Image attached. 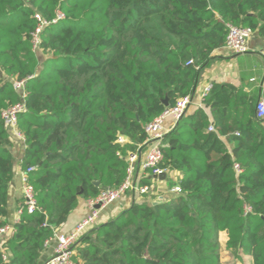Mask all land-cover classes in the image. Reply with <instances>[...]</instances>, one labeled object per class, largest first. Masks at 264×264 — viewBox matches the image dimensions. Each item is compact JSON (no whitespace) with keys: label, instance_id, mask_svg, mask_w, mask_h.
Here are the masks:
<instances>
[{"label":"trees","instance_id":"obj_1","mask_svg":"<svg viewBox=\"0 0 264 264\" xmlns=\"http://www.w3.org/2000/svg\"><path fill=\"white\" fill-rule=\"evenodd\" d=\"M226 25L264 42V0H0V229L15 164L1 115L19 104V166L36 204L0 239V264H43L80 200L124 184L128 158L145 150V126L194 95L225 46ZM256 103L242 88L213 83L203 108L187 106L162 140L160 167L180 174L182 194L133 202L80 239L74 264H227L221 235L235 261L264 264Z\"/></svg>","mask_w":264,"mask_h":264},{"label":"built area","instance_id":"obj_2","mask_svg":"<svg viewBox=\"0 0 264 264\" xmlns=\"http://www.w3.org/2000/svg\"><path fill=\"white\" fill-rule=\"evenodd\" d=\"M227 37L224 48L232 52L233 54H244L248 51V41L253 36V32L247 28H238L231 25H226ZM16 90H21L23 83H15ZM211 86H207L203 90L202 98L209 92ZM190 99L185 98L180 100L174 108L166 110L158 118L146 125L144 130L146 134L145 150L141 156L133 154L128 158L129 169L128 176L124 184L117 190H104L96 198L86 201L88 214L77 224L75 229L68 234H55V247L53 249L51 257L43 264H74L72 261L74 246L80 241V239L86 236L91 230L97 228L101 218V213L109 205L119 200L126 192H132L136 194L134 202H160L164 199L163 196H157L153 192V185L138 186L137 179H134V167H138V179L145 176L153 178L166 175L168 172L160 167L163 160L161 152V144L164 136L174 129L176 124L183 118L186 108L189 105ZM23 105L19 104L2 112V119L6 125V128L12 134L14 138L20 140L23 143L22 136L16 131V117L19 113L23 112ZM172 119L173 125L167 129L165 126L167 119ZM255 118L258 121H264V93L258 99L255 106ZM208 131L214 132L213 126L208 128ZM238 135L237 133L235 134ZM125 139L120 138V142H124ZM236 172H240L238 166L234 165ZM31 171V170H28ZM150 173V175L148 174ZM22 206L18 210V219L23 209H26L28 213H32L35 209V200L32 190L25 184V174L22 172ZM154 179V178H153ZM167 193L173 195L182 194V190L179 185H174L167 190ZM12 234L13 227L4 226L0 229V239L4 238L8 233Z\"/></svg>","mask_w":264,"mask_h":264},{"label":"crops","instance_id":"obj_3","mask_svg":"<svg viewBox=\"0 0 264 264\" xmlns=\"http://www.w3.org/2000/svg\"><path fill=\"white\" fill-rule=\"evenodd\" d=\"M248 51L244 54H233L226 48H221L212 54V62L209 67L200 72L196 91L190 98L189 111L192 113L196 109L203 108V90L213 83L230 84L236 88H242L250 97L256 101L264 93V42L262 39L253 35L247 44ZM208 117L210 111L205 109ZM173 125L172 119H167L165 126L169 129ZM13 155L15 158L14 174L9 186V196L7 203L6 225L13 227L18 221V210L22 202V172L19 160L23 154L24 146L20 140L14 138ZM138 167H134V179L138 177ZM180 174L176 171H168L162 180L147 177L153 185V192L157 196L171 197L172 194L167 190L174 185H179ZM136 194L126 192L119 200L109 205L101 213L99 224L110 221L123 210L128 208L136 199ZM89 210L85 200H80L77 208L70 214L66 223L55 230V234H68L72 232L77 224L88 214ZM11 236V232L6 235ZM55 247V239L52 238L47 244L42 255V262L48 260Z\"/></svg>","mask_w":264,"mask_h":264},{"label":"rangeland","instance_id":"obj_4","mask_svg":"<svg viewBox=\"0 0 264 264\" xmlns=\"http://www.w3.org/2000/svg\"><path fill=\"white\" fill-rule=\"evenodd\" d=\"M219 241L221 243V250H220V256H221V260L227 264H250V260L247 257H244L245 259L243 260V262H237L235 261V259H233L231 257V255L229 253H226L223 247V237L222 235L219 237Z\"/></svg>","mask_w":264,"mask_h":264},{"label":"water","instance_id":"obj_5","mask_svg":"<svg viewBox=\"0 0 264 264\" xmlns=\"http://www.w3.org/2000/svg\"><path fill=\"white\" fill-rule=\"evenodd\" d=\"M164 105H167V102L166 101H164ZM123 139H125L126 140V137H123ZM165 174H163V175H161V176H158V177H153L154 179H159V180H162L163 178H165ZM94 185L95 186H99V183L98 182H96V183H94Z\"/></svg>","mask_w":264,"mask_h":264}]
</instances>
